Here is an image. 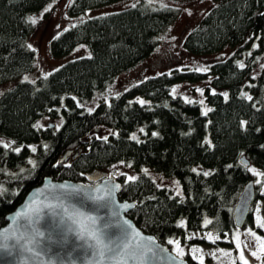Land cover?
I'll return each mask as SVG.
<instances>
[{
  "label": "trees",
  "instance_id": "trees-1",
  "mask_svg": "<svg viewBox=\"0 0 264 264\" xmlns=\"http://www.w3.org/2000/svg\"><path fill=\"white\" fill-rule=\"evenodd\" d=\"M49 1L0 0V83L33 67L34 51L26 44L31 30L28 18ZM113 1L71 0L67 14ZM133 5L84 18L58 31L49 43L53 56L77 43H84L89 53L62 62L34 81L17 80L0 93V136L20 149L0 144V225L44 175L85 181L87 173L123 161L174 176L183 191L178 198L143 173L133 180L116 176L120 181L117 196L134 200L126 214L139 228L169 247V238L184 240L186 231L200 230L208 217L207 226L220 236L216 242L230 244L231 207L242 185L253 177L238 158L246 156L249 164L264 172V0H214L187 31L182 45L192 53L225 46L228 52L201 68H172L144 76L87 110L75 100L89 99L116 74L145 57L159 32L178 13L173 5L149 0ZM258 56L263 62L252 77L250 70ZM200 79H206V110L199 101L171 91L176 81ZM138 95L146 100L141 103ZM43 114L60 116L59 125L37 126ZM101 125L115 128L116 133L88 134ZM136 129L142 137L129 135ZM31 143L36 144L33 151ZM77 148L76 156L58 161L65 150ZM30 156L32 163L27 161ZM262 179L260 183L264 174ZM261 197L264 191L254 185L250 204ZM251 215L249 205L244 223ZM181 217L184 225L177 221ZM184 257L190 264H201L189 255Z\"/></svg>",
  "mask_w": 264,
  "mask_h": 264
},
{
  "label": "rangeland",
  "instance_id": "rangeland-1",
  "mask_svg": "<svg viewBox=\"0 0 264 264\" xmlns=\"http://www.w3.org/2000/svg\"><path fill=\"white\" fill-rule=\"evenodd\" d=\"M71 0H50L37 11L29 14V17H34L37 22L32 24L31 30L26 37V44L34 51L33 67L18 76L8 79L0 83V93L11 87L17 80L34 81L37 77L43 76L53 68L60 65L62 62L86 55L89 53L88 47L84 43L75 44L66 53L53 56L49 49L50 39L62 29L93 15L115 11L133 5L138 0H115L105 5L86 9L77 15H68L67 6ZM151 2L173 5L178 8L177 16L159 32L154 47L149 53L135 63L132 67L119 72L115 75L112 81L104 88L96 91L87 100H78L75 102L83 108L91 109L99 100L108 99L110 95L120 92L136 80L156 74L162 71H168L172 68H192L194 66L201 68L205 63L214 58L220 57L229 51V47L225 46L218 51L209 53H192L187 51L182 41L189 29H191L202 14L212 5L214 0H149ZM49 6H51L49 8ZM45 8H49L47 12ZM263 62L262 56H258L256 63L250 70V75L253 77L258 72ZM248 81V80H246ZM206 84V79L196 81H176L171 86L173 93H179L182 96L197 100L203 110H206L208 104L204 100L203 87ZM175 89V91H173ZM199 90V91H198ZM140 101H144L141 96H137ZM75 99V98H74ZM60 116L51 117L47 114L41 115L36 120V125L45 127L48 123L52 124V128L59 125ZM109 133H116V129L107 126H95L89 131V135L105 137ZM133 138L142 137L141 130H134L129 134ZM0 144L11 146L16 149L18 146L13 144V141L7 137L0 136ZM36 144H29L31 151L35 149ZM29 163L33 162L32 156L27 158ZM20 167L19 169H23ZM248 170L253 175V183L260 191H264V182H261L262 172L255 166L248 164ZM106 174L115 176L121 175L123 179L128 177H136L143 173L148 175L157 185L166 186L170 189L172 195L178 198L183 197V191L178 179L174 176L165 175L162 171L156 170L148 165H142L138 168L130 166L123 161H117L106 168ZM2 184L0 183V189ZM251 218L242 226H233L230 231V244H219L216 241L218 236L214 229L207 226L209 218L205 217L202 221L200 230H188L185 233L184 240L180 238H169V249L177 254V249L184 255H189L195 261L201 264H234L235 261H240L241 254L248 264H264V250H261V245L264 244V197L255 198L250 204ZM180 224L184 225V218H179ZM251 221V222H250ZM207 222V223H206ZM211 236V239L209 238ZM189 238L202 239L199 241L188 240ZM171 241V243H170ZM256 252L257 256L252 253ZM259 257V258H257Z\"/></svg>",
  "mask_w": 264,
  "mask_h": 264
},
{
  "label": "water",
  "instance_id": "water-1",
  "mask_svg": "<svg viewBox=\"0 0 264 264\" xmlns=\"http://www.w3.org/2000/svg\"><path fill=\"white\" fill-rule=\"evenodd\" d=\"M79 151L67 149L58 161L73 158ZM238 159L249 164L244 155ZM119 188V179L102 169L87 173L85 181L44 175L4 216L5 222L0 225V264H190L127 216L134 200L119 199ZM253 194V180L248 179L231 207L235 226L244 224ZM89 216L95 218V224L87 219ZM127 225L131 229L125 231ZM82 232L86 240L81 239ZM89 232L110 235L111 240L121 244L124 257L143 252L145 259L118 261L107 254L102 259L98 253L89 254L88 245L96 243ZM124 244L128 247L123 248Z\"/></svg>",
  "mask_w": 264,
  "mask_h": 264
},
{
  "label": "snow or ice",
  "instance_id": "snow-or-ice-1",
  "mask_svg": "<svg viewBox=\"0 0 264 264\" xmlns=\"http://www.w3.org/2000/svg\"><path fill=\"white\" fill-rule=\"evenodd\" d=\"M135 6V5H133ZM51 6H49L50 8ZM49 8H45L44 11L47 12L49 10ZM28 21L31 22L32 24H35L37 22V20L34 17H29ZM241 67H243V65H241ZM173 91H175V89H173ZM199 91V90H198ZM249 99H251V97H249ZM141 103H143V101H141ZM7 146V145H5ZM17 152L20 151L19 148L15 149ZM129 180H133L135 179L134 177H128ZM63 187V186H61ZM117 187H119L117 185ZM132 205H123L122 207H131ZM82 215V213L80 214ZM88 220H90L93 224L96 223L95 218L89 216L87 217ZM75 222V221H74ZM207 223V222H206ZM125 224H127V222H125ZM261 227H264V225H260ZM128 229H131V225H127V229H124L125 231H127ZM42 235V233H40ZM89 235L95 239L96 243L95 245L89 244L88 245V249H89V254H97L99 255V258H103L105 256V254L111 256V257H115L117 258V260H124V259H137L140 261H143L145 259L144 253L141 252L138 256L136 255V253H130L127 257H124L121 255V244L118 241H113L111 240L110 235H106L103 232H99V233H93V232H89ZM136 235L138 236L139 233L137 232ZM209 238L211 239V236H209ZM81 239H87L84 235L83 232L81 233ZM171 243V241H170ZM128 245L124 244L123 248H127ZM148 252H151L152 249L151 248H147L146 249ZM261 250H264V244L261 245ZM177 255H182V253L179 251V249H177ZM253 256H257L256 252L252 253ZM259 258V257H257ZM240 260L243 262V264H248V261H246L244 259L243 254H241L240 256Z\"/></svg>",
  "mask_w": 264,
  "mask_h": 264
},
{
  "label": "flooded vegetation",
  "instance_id": "flooded-vegetation-1",
  "mask_svg": "<svg viewBox=\"0 0 264 264\" xmlns=\"http://www.w3.org/2000/svg\"><path fill=\"white\" fill-rule=\"evenodd\" d=\"M197 262V261H196ZM197 263H199V262H197Z\"/></svg>",
  "mask_w": 264,
  "mask_h": 264
}]
</instances>
